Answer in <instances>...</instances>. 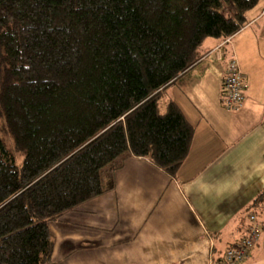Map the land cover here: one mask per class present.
I'll list each match as a JSON object with an SVG mask.
<instances>
[{
    "label": "trees",
    "instance_id": "trees-1",
    "mask_svg": "<svg viewBox=\"0 0 264 264\" xmlns=\"http://www.w3.org/2000/svg\"><path fill=\"white\" fill-rule=\"evenodd\" d=\"M257 2L0 0V264L50 263L49 222L126 159L175 175L194 129L164 90ZM245 211L262 231L264 189Z\"/></svg>",
    "mask_w": 264,
    "mask_h": 264
},
{
    "label": "crops",
    "instance_id": "crops-1",
    "mask_svg": "<svg viewBox=\"0 0 264 264\" xmlns=\"http://www.w3.org/2000/svg\"><path fill=\"white\" fill-rule=\"evenodd\" d=\"M231 39L224 54L214 51L222 40H207L206 56L164 90L194 129L175 175L126 159L112 189L49 222L48 264H213L247 234L245 210L264 189V62L258 43L240 58ZM229 56L246 86L234 111L221 104ZM244 264H264V228Z\"/></svg>",
    "mask_w": 264,
    "mask_h": 264
},
{
    "label": "built area",
    "instance_id": "built-area-1",
    "mask_svg": "<svg viewBox=\"0 0 264 264\" xmlns=\"http://www.w3.org/2000/svg\"><path fill=\"white\" fill-rule=\"evenodd\" d=\"M249 1V0H243ZM260 18H264V0ZM230 44V38H225L214 51L225 53V48ZM245 83L243 73L234 56H229L225 63L223 80L221 84V104L226 111L238 110L242 107L245 100ZM249 227L247 234L229 246L222 257L213 264H244L250 251L257 244L260 237V226L257 218L253 213L248 216Z\"/></svg>",
    "mask_w": 264,
    "mask_h": 264
},
{
    "label": "rangeland",
    "instance_id": "rangeland-1",
    "mask_svg": "<svg viewBox=\"0 0 264 264\" xmlns=\"http://www.w3.org/2000/svg\"><path fill=\"white\" fill-rule=\"evenodd\" d=\"M263 8V0H259L257 4L250 10L245 13V17L247 20V24L243 27L237 34H235L231 41L233 45L237 46V53L239 57H244L245 50H242L244 44L249 42L258 43L261 49H257L258 53L262 52L263 62H264V33L262 29H264V18H260ZM227 16H230L231 13L227 12ZM207 40H214L213 38H207L203 41L200 49L204 50L205 43ZM256 50H247V56H253L254 59H257V54H255ZM259 58V57H258ZM260 59V58H259ZM263 62L261 64H263ZM260 64V65H261ZM11 145V144H10ZM9 145V146H10ZM21 165V159L16 157V166L19 167Z\"/></svg>",
    "mask_w": 264,
    "mask_h": 264
}]
</instances>
